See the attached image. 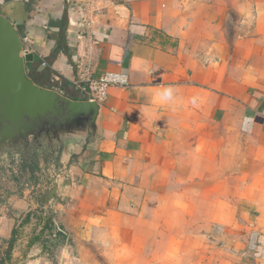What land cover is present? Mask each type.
<instances>
[{
    "label": "crops",
    "instance_id": "1",
    "mask_svg": "<svg viewBox=\"0 0 264 264\" xmlns=\"http://www.w3.org/2000/svg\"><path fill=\"white\" fill-rule=\"evenodd\" d=\"M0 12L39 85L89 100V79L129 77L101 102L96 151L68 143L54 180L31 166L37 200L20 163H0V261L15 231L2 264H264V0H0Z\"/></svg>",
    "mask_w": 264,
    "mask_h": 264
},
{
    "label": "water",
    "instance_id": "2",
    "mask_svg": "<svg viewBox=\"0 0 264 264\" xmlns=\"http://www.w3.org/2000/svg\"><path fill=\"white\" fill-rule=\"evenodd\" d=\"M33 61L34 53L24 50L20 29L0 12V163L9 153L28 151L33 143H41L53 152L51 162H57L68 143L96 151L102 103L74 100L39 85L28 73V63ZM56 188V184L50 187L43 198L45 203L54 197ZM14 235L15 231L0 264L10 256Z\"/></svg>",
    "mask_w": 264,
    "mask_h": 264
},
{
    "label": "built area",
    "instance_id": "3",
    "mask_svg": "<svg viewBox=\"0 0 264 264\" xmlns=\"http://www.w3.org/2000/svg\"><path fill=\"white\" fill-rule=\"evenodd\" d=\"M24 50L31 52L32 48L24 44ZM128 82H129V77L127 74L116 71H106L99 77L89 79V92L91 96L90 99L103 102L107 98L108 91L111 86L114 85L124 86L127 85ZM56 166L57 165H53L52 167L53 172L52 173L49 172V175H51L50 176L51 180L57 178L58 173L56 171L57 170ZM26 186L28 187L27 196L29 197L30 200H35V199L37 200L40 197L41 192H44L43 184L35 185L27 182Z\"/></svg>",
    "mask_w": 264,
    "mask_h": 264
},
{
    "label": "rangeland",
    "instance_id": "4",
    "mask_svg": "<svg viewBox=\"0 0 264 264\" xmlns=\"http://www.w3.org/2000/svg\"><path fill=\"white\" fill-rule=\"evenodd\" d=\"M52 157V156H51ZM50 157V155H48V154H46L45 155V159L46 160H44L42 157H40V155H36V154H34V159H30V157L28 156V157H26L25 159H24V161H22L20 164H18V169L19 170H23L24 171V179H25V181H26V183L28 182V183H31V184H34L35 183V185H36V177H37V175H35V174H33L32 172H31V170H30V168H31V166L33 165V164H42V170H43V172L42 173H39V175H41V177H42V179H44V180H46V177H47V172H48V167H50L51 168V170L53 169L52 167H53V161L51 162L50 160H52V158ZM48 160V161H47ZM50 161V162H49ZM12 163H14V161L12 162ZM15 164V163H14ZM43 165H44V167H43ZM51 165H52V167H51ZM28 169V170H27ZM30 170V171H29ZM49 172H50V169H49ZM48 172V173H49ZM39 182L40 183H42V181H41V178L39 177ZM25 190H27V186L25 185ZM32 201V200H31ZM40 204H38V206H39ZM39 213H41V215H43L44 213L46 214V213H48V212H44L43 210L42 211H40L39 210ZM44 214V215H45ZM37 220L38 219H36V222H37ZM35 223V220L33 221V224H30L29 226H30V230L32 229V228H35L36 227V225L34 224ZM37 232H38V227H37ZM45 238H49V237H45ZM55 254V253H54ZM9 258V257H8Z\"/></svg>",
    "mask_w": 264,
    "mask_h": 264
},
{
    "label": "flooded vegetation",
    "instance_id": "5",
    "mask_svg": "<svg viewBox=\"0 0 264 264\" xmlns=\"http://www.w3.org/2000/svg\"><path fill=\"white\" fill-rule=\"evenodd\" d=\"M34 154L40 155L44 160H46L44 157L46 154L50 155V157L53 155V152L48 149V147L42 145L41 143H33L30 146H28V151L26 150H20V153L18 155H15L14 153H9L7 156V160L2 161L1 163H21L24 161L26 157H30V159H34Z\"/></svg>",
    "mask_w": 264,
    "mask_h": 264
},
{
    "label": "trees",
    "instance_id": "6",
    "mask_svg": "<svg viewBox=\"0 0 264 264\" xmlns=\"http://www.w3.org/2000/svg\"><path fill=\"white\" fill-rule=\"evenodd\" d=\"M51 223H52V217L50 218V219H48V224L46 225V228H49V230H52V226H53V224L51 225ZM45 229V228H44ZM58 239V238H57Z\"/></svg>",
    "mask_w": 264,
    "mask_h": 264
}]
</instances>
